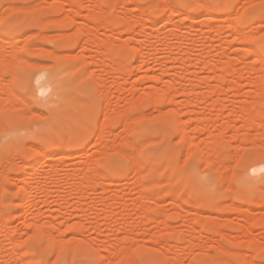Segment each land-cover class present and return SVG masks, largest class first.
<instances>
[{"label":"rangeland","instance_id":"374dc122","mask_svg":"<svg viewBox=\"0 0 264 264\" xmlns=\"http://www.w3.org/2000/svg\"><path fill=\"white\" fill-rule=\"evenodd\" d=\"M168 1L0 0V264H264V0Z\"/></svg>","mask_w":264,"mask_h":264},{"label":"bare ground","instance_id":"6f19581e","mask_svg":"<svg viewBox=\"0 0 264 264\" xmlns=\"http://www.w3.org/2000/svg\"><path fill=\"white\" fill-rule=\"evenodd\" d=\"M67 1H68V0H67ZM74 1H76V0H74ZM196 1H197V0H196ZM134 2H135V1H134ZM164 2H165V1H164ZM167 2H168V5H169V6L167 5ZM167 2H166V4H164L163 6L166 7L165 5H167L168 7H170L169 10H171V5H172V4L170 5V2H169L168 0H167ZM198 2H199V1H198ZM204 2H205V1H204ZM204 2L202 1L201 3H204ZM220 2H221V0H220ZM224 2H225V0H224ZM69 3H70V2H69ZM205 3H206V2H205ZM221 3H223V0H222ZM73 5H74V4H73ZM159 5H160V4H159ZM161 5H162V4H161ZM161 5H160V6H161ZM199 5H200V4H199ZM203 5L205 6V4H203ZM156 6L158 7L157 4H156ZM163 6H162V7H163ZM208 6H209V5H208ZM221 6H222V5H221ZM205 7H207V5H206ZM205 7H204V8H205ZM230 7H231V6H230ZM76 8H77V7H76ZM152 8H153V7H152ZM212 8H213V7H212ZM149 9H150V8H149ZM172 9H173V8H172ZM207 9H208V8H207ZM207 9H205V10H207ZM169 10H168V11H169ZM175 10H176V9H174V11H175ZM177 10H178V9H177ZM223 10H224V9H223ZM168 11H167V13H168ZM174 11H173V12L170 11L171 14L173 13V14H172L173 16H174ZM170 13H168V14H170ZM175 13H176V11H175ZM179 13L183 14L181 11H179ZM179 13H176V14H179ZM205 13H206V12H204V14H205ZM208 13H209V12H208ZM208 13L205 14V15L207 16V17H205L206 19H207L208 16L210 15V14L208 15ZM171 14H170V15H171ZM172 15L170 16V21L173 20V19L171 18ZM185 15H187L186 12L184 13V16H185ZM205 15H204V16H205ZM188 16H190V15H187L186 17H188ZM224 16H225V19L222 18V17L220 18L219 16H218V17L216 16V17H217L218 19L220 18V19H222V20H226L227 17H226V15H224ZM228 16H230V15H228ZM193 17H195V16H193ZM193 17H190V18L188 17V18L191 20V18H193ZM197 17H198V16H197ZM197 17H196V18H197ZM211 17H213V15H212V16H209V19L207 20L208 22H207V23H202V25H203V24H204V25L206 24L205 27H206V26L209 27L210 24H211L210 21L213 20V18H211ZM148 18H149V16L147 17V19H148ZM166 18H167V17H166ZM166 18H165V19H166ZM198 18H199V17H198ZM200 18H201V15H200ZM203 18H204V17H202V19H203ZM214 18H215V17H214ZM230 18H231V16H230L229 18H227V20L230 19ZM233 18L236 19L237 16H236V17H233ZM233 18H232V19H233ZM165 19H163V21H165ZM167 19H168V18H167ZM171 19H172V20H171ZM193 19H195V18H193ZM206 19H205V20H206ZM215 19H216V18H215ZM218 19H217V20H218ZM220 19H219V20H220ZM106 20H107V19H106ZM121 20H122V19H121ZM149 20H152V19L149 18ZM149 20H147V21L149 22ZM209 20H210V21H209ZM107 21H108V20H107ZM118 21H119V20H118ZM122 21H123V20H122ZM124 21H125V22H123V31H125V33H126V31H129V33H130V32L132 31V30H131L132 27L129 26L127 20L124 19ZM142 21H143V22H146L145 17L143 18ZM168 21H169V19L166 20L165 23H168ZM108 22H109V21H108ZM108 22H107V23H108ZM143 22H141V23H143ZM152 22H153V21H152ZM152 22H151V23H152ZM190 22L193 23L192 20H191ZM229 22H230V21H229ZM231 22H232V20H231ZM239 22H241V21H239ZM130 23H131V22H130ZM208 23H209V26H208ZM212 24H213V21H212ZM212 24H211V26H210V29H212L213 27H214L213 29H215V27H217V25L214 26V25H212ZM217 24H218V23H217ZM230 24H231V23H230ZM232 24H233L232 27H231L230 25L227 26V27H231V28H233V26H234V28H235L236 25H234V21L232 22ZM143 25H145V26H149V24H148L147 22H146V23H143ZM143 25H142V27L144 28L145 26H143ZM150 25H151V24H150ZM196 25H197V24H196ZM131 26H133V24H131ZM191 26H192V25H191ZM191 26H190V27H191ZM194 26H195V23H194ZM194 26H192V27H194ZM192 27H191V28H192ZM207 27H206V28H207ZM129 28H131V29H129ZM234 28L232 29L233 31L235 30L234 32L231 30V31H232V36L235 37V38L238 36V37H239V41H240V38H242L243 34H242L241 30L234 29ZM207 29H208V28H207ZM212 31H213V30H212ZM216 31H219V30H216ZM242 31H245V30H242ZM88 32H89V31H88ZM220 32H221V30H220ZM214 33H215V32H214ZM88 35H91V34H90V33L87 34V38H88ZM178 35H179V34H178ZM246 35H247L246 37H249L248 33H246ZM186 36H187V35H186ZM186 36H184V37H186ZM90 37H91V36H89V38H90ZM131 37H132V36H131ZM146 37H147V36H146ZM149 37H151V35H149ZM176 37H177V36H176ZM244 37H245V35L243 36V38H244ZM250 37H252V36H250ZM92 38H93V37H92ZM108 38H109V37H108ZM108 38H101V39H98V41H97V44H98L99 46H101V48L103 47V48H102V49H103L102 51H103V53L105 54V56L103 55V58L105 57V58L107 59V60L105 61V63H106L107 61H110V62L112 63V65H113V62H114V63H115L114 65H115L116 68H117L116 70H118V72H120V73L123 72V73H122L123 75H124V74L127 75L126 72H129V71L126 70V72H125V68H127L128 66H127V64H125V62H124V64H123L122 61H124V59H121V58H120L121 60L118 61L119 59H117V57H115V58H116V59H115V58H113V57L111 56V54H110V50H111L112 45L114 46V48H115V47L117 48V49L115 48V49H116L115 52H118V54H121L122 49H123V48H122V47H123L122 44H119L118 41H117V43H118V44H117V43L115 42L116 40H115V41L113 40V41H114V42H113L111 38H109V39H108ZM132 38H133V37H132ZM153 38H154V39H152V38L149 39V38H148L147 41L151 40V41L154 42V40H155L156 38L159 39V36L156 35V36L153 37ZM186 38H187V37H186ZM186 38H185V39H186ZM243 38H242V39H243ZM115 39H116V38H115ZM183 39H184V38H183ZM135 40H137V39H135ZM159 40H160V39H159ZM179 40H180V39H179ZM179 40H178V41H179ZM243 40L246 41V38H244ZM243 40H241V43H240V44H243V43H242ZM247 40H248V38H247ZM156 41H157V40H156ZM153 42H152V43H153ZM182 42H183V41H182ZM192 42H194V41H192ZM246 42H247V41H246ZM114 43H115V44H114ZM152 43H151V45H154V44H152ZM154 43H155V42H154ZM162 43H164V42L162 41ZM165 43H166V42H165ZM165 43H164V44H165ZM167 43H168V42H167ZM167 43H166V44H167ZM148 44H150V43H146V45H148ZM123 45H124V44H123ZM142 45H143V44H142ZM124 46H125V45H124ZM244 46H246V48H244ZM244 46H243L242 50H243V49L247 50V46H248V45H245V44H244ZM141 47H142V46H141ZM148 47H149V46H148ZM191 47H192V46H191ZM195 47H196V46H195ZM249 47H250V46H248V49H249ZM13 48H14V47H13ZM18 48H20V47H18ZM112 48H113V47H112ZM114 48H113V49H114ZM245 50H244V51H245ZM249 50H250V49H249ZM251 50H252L253 52H255V51H254L255 49H253L252 47H251ZM251 50H250V51H251ZM14 51H15V50H13V52H14ZM128 51H129V50H128ZM250 51H249V52H246V53H250ZM111 52H112V51H111ZM14 54H15V53H14ZM109 54H110V55H109ZM114 54H116V53H114ZM125 54H126V53H125ZM221 54H222V56L224 55L223 52H222ZM254 54H255V55H253L254 57L257 56V57H256L257 59L255 58V60H261V64H262V63H263V61H262L263 59H262L260 56H258V55L256 54V52H255ZM116 55H117V54H116ZM107 57H108V58H107ZM109 57H110L111 60L109 59ZM111 57H112V58H111ZM259 57H260L261 59H260ZM105 58H104L103 60H105ZM176 58H177V57H176ZM20 59H21V58H20ZM125 59H126V55H125ZM220 59H222V58L220 57ZM17 60H19V59H17ZM103 60H101V62H102ZM112 60H113V61H112ZM115 61H116V62H115ZM117 61H118V62H117ZM175 61H176V59H175ZM101 62H99V63H101ZM177 62H178V61H177ZM177 62H176V63H177ZM222 62H225V60H224V61L222 60ZM226 62H228V61H226ZM226 62H225V63H226ZM116 63H117V64H116ZM232 64H233V63H232ZM79 65H80V64H79ZM79 65H78V66H79ZM101 65H102V63H101ZM262 65H264V64H262ZM222 66H223V65H222ZM224 66H225V65H224ZM229 66H230V65H229ZM232 67H233V66H232ZM246 67L249 68L248 66H246ZM76 68H77V67H76ZM166 68H167V67H166ZM222 68L224 69L225 67H222ZM211 69H212V67H211ZM253 69H254V68H253ZM248 70H249V71H250V70L252 71V65H251L250 69H248ZM121 71H122V72H121ZM165 71L167 72V70H165ZM165 71H164V73H165ZM226 71H228L227 67H226ZM226 71H225V72H226ZM232 71H233V70H232ZM256 71H257V70H256ZM262 71H263V70H262ZM262 71H261V74H259V75H261V76L264 74V72H263V74H262ZM60 72H61V69H59L56 73H54V74H52V75L50 76V81H51L54 85H57V84L59 83L58 75L60 74ZM228 72H230V71H228ZM129 73H130V72H129ZM129 73H128V74H129ZM226 73H227V72H226ZM226 73H225V74H226ZM230 73H231V72H230ZM258 73H259V72H258ZM228 74H229V73H228ZM39 75H40V74H39ZM124 76H125V75H124ZM124 76H123V77H124ZM215 76H216V75H214V77H215ZM218 76H219V75H217V77H215V78L218 79L221 75H220L219 77H218ZM146 77H147V75H146ZM223 77H224V76H223ZM262 77H263V78H262ZM262 77H261V78H262V80L264 81V75H263ZM215 78H214V79H215ZM221 78H222V77H221ZM259 78H260V77H259ZM261 78H260V79H261ZM220 80H222V79H220ZM220 80H219V81H220ZM160 81H162V83H167V84H169L168 82L163 81V80H161V79H160ZM235 83H236V82L232 81V82L230 83V84H231V87L235 86ZM167 84H166V85H167ZM261 84H262V83H261ZM169 85H170V84H169ZM258 85H260V84H258ZM48 86H49V85H48ZM172 86L175 87V85H172ZM172 86H171V88H172ZM259 87H260V90H261V91L263 90V92H264V88L261 89V88H262V85L258 86V88H259ZM263 87H264V86H263ZM169 88H170V86H169ZM175 88H176V87H175ZM177 88H178V87H177ZM177 88H176V89H177ZM172 90H175V89L172 88ZM177 90H178V89H177ZM260 90H259V91H260ZM155 91H156V90H152V91H149V92H154V93H155ZM185 91L188 92V93L190 92V90L188 91L187 89H186ZM42 92H43V91H42ZM175 92H176V94H177L176 96H181L183 90L179 92V93H181V95H179V93H177L176 90H175ZM192 92L195 93L194 91H192ZM154 93H153V94H154ZM172 93H174V91H173ZM183 93L186 94L185 92H183ZM190 93H191V92H190ZM261 93H262V92H260V95H261V97H262L263 95H262ZM155 94H157V95H155V97H156V96H157V97L159 96V99L162 98V97H160V94L158 95V91H157ZM163 94H164V93H163ZM143 95H144V94H143ZM161 95H162V93H161ZM173 95H174V94H173ZM186 95H187V94H186ZM188 95H189V94H188ZM176 96H175V99H174V100L178 101V100L176 99V98H177ZM142 97H143V96H142ZM257 97H258V96H257ZM263 98H264V97H262L261 100H263ZM171 99H172V98H171ZM258 99H259V98H258ZM172 100H173V99H172ZM180 101L183 102L184 100H180ZM190 101H191V100H190ZM51 102H52V100H51ZM258 102H261V101L259 100ZM263 102H264V101H263ZM47 103H48V101H47ZM189 103H190V102H189ZM45 104H46V103H45ZM193 104H194V102H193ZM189 105L192 106V103L189 104ZM217 105H218V103L216 104V106H217ZM263 105H264V104H263ZM241 106H244V105H241ZM257 106H258V105H257ZM257 106H256V107H257ZM217 107H218V106H217ZM238 107H239V105H238ZM259 107H260V106H259ZM247 109H249V108L247 107ZM247 109H246V106H245V107H243V108L241 109L242 111L239 110V109H238V110L241 111V112L243 113V111H245V110L248 111ZM171 110H172V109H171ZM121 111H122V110H121ZM191 111H194V110H191ZM234 111L236 112L237 110H234ZM239 111H238V112H239ZM256 111H257V110H256ZM178 112H179V111H177V113H178ZM198 112H199V111H198ZM198 112H196V114H195V117H196L195 119H198V118L200 119V118H201V117L199 116L201 113L199 114ZM241 112H240V113H241ZM249 112H250V111H249ZM236 113H237V112H236ZM245 113H246V112H244V113L242 114V115H243V118H245V116H247ZM247 113H248V112H247ZM259 113H260V112H259ZM178 114H179V113H178ZM256 114H257V113H256ZM260 114H261V113H260ZM238 115H240V114H238ZM248 115H249V113H248ZM250 115H251V114H250ZM249 117H250V116H249ZM193 119H194V118H193ZM191 120H192V119H191ZM211 120H212V119H211ZM212 122H213V121H212ZM208 123H209V120H208ZM210 123H211V122H210ZM137 124H138V123H137ZM139 124H140V123H139ZM139 124H138V125H139ZM211 124H213V123H211ZM104 126H105V124H104ZM105 127H106V126H105ZM105 127H102V130H104V132L106 133V134L103 133L104 135L101 136L102 139H103V138H104V139L107 138V132H108V131H106V128H105ZM135 129L138 131V129H140V128H135ZM191 131H192V132H191ZM191 131H190L189 134H188V135H189V136H188V141H189V143L193 141V140H192V139H193V135H192V133H193V129H191ZM237 133H238V131H237ZM105 135H106V136H105ZM218 138H219V137H218ZM102 139H101V140H102ZM104 139H103V141H104L103 143H102V141H101L102 144L106 143ZM136 139H137V138H136ZM139 139H140V138H139ZM139 139H138V140H139ZM216 139H217V136H216ZM216 139L214 138V139H213V142H216V141H217ZM45 140H46V139H45ZM141 140H142V139H141ZM214 140H216V141H214ZM121 141H123V140H121ZM124 141H125V140H124ZM220 141H221V140H220ZM66 142H68V140H67ZM66 142H65V143H66ZM125 142H126V141H125ZM128 142H130L131 144H135V143H132L131 141H128ZM136 142L138 143L139 141H136ZM218 142H219V141H218ZM122 143H123V142H122ZM139 143H140V142H139ZM139 143H138V144H139ZM66 144H67V143H66ZM120 144H121V143H119V145H120ZM143 144H144V143H143ZM105 145H106V144H104L103 147H104ZM108 145H109V143H108ZM119 145H118V146H119ZM221 145H222V144H221ZM106 146H107V145H106ZM115 147L117 148V146H115ZM187 147H188V146H187ZM105 148H106V147H105ZM108 148H109V147H108ZM134 148H135V147H134ZM113 149H114V148H113ZM205 149H206V148H205ZM208 149H209V148H208ZM107 150H108V149H107ZM114 150H115V149H114ZM136 150H137V149H136ZM138 150H139V149H138ZM206 150H207V149H206ZM210 150H212V151L210 152ZM117 151H118V148H117ZM119 151H120V150H119ZM122 151H123V150H122ZM207 151H208L209 154H211V155H212V154L214 155L215 152H216V151L214 152L213 149H209V150H207ZM207 151H206V152H207ZM124 152H125V153H124V157H125L126 151H124ZM190 152H191V150H190ZM200 152L205 153L204 150H203V151H200ZM212 152H213V153H212ZM120 153L123 154L122 152H120ZM135 153H136V151H135ZM135 153H134V157H133V158L137 159V156H139V155H137L138 152H137L136 154H135ZM191 154H192V152H191ZM132 155H133V154H132ZM135 155H136V156H135ZM204 155H206V154H204ZM211 155H210V156H211ZM98 158H99V157H98ZM96 159H97V158H96ZM144 159H145V157H144ZM97 160H98V159H97ZM41 161H42V160H41ZM138 161H140V160L138 159V160L135 161V162H136V163H135V170H139V172H141V171H140V168H139V166H141V164H140V162L138 163ZM150 161H151V160H150ZM172 161H173V160H172ZM81 162H82V161H81ZM100 162H101V159H100ZM38 163H39V162H38ZM38 163H37V164H38ZM84 163H85V162H84ZM151 163H152V161H151ZM26 164H27V163H26ZM41 164H42V163H41ZM41 164H40V165H41ZM79 164H80V163H79ZM90 164H91V162H90ZM92 164H94V162H92ZM138 164H140V165H138ZM82 165H84V164H81V167H83ZM154 165H156V164L154 163ZM255 165H256V166H258V165L261 166V165H264V163L255 164ZM32 166H34V165L27 164V165H25V168H23V169H25V173H27L29 176H30V174H33V173H34V172L31 173V171H32L33 169L30 171V169H31ZM35 166H36V165H35ZM35 166H34V168H35ZM41 166H42V165H41ZM76 166H79V165L77 164ZM91 166H92V165H91ZM91 166H89V164L87 163V165H86L87 169H86V170H88L89 167L91 168ZM137 166H138V167H137ZM36 167H37V166H36ZM86 167H85V168H86ZM261 167H262V166H261ZM32 168H33V167H32ZM92 168H93V167H92ZM92 168H91V169H92ZM95 168H96V167H95ZM95 168H94V169H95ZM137 168H139V169H137ZM156 168H159V167H157V165H156ZM162 168H163V167H162ZM255 168H256V167H255ZM76 169H77V168H76ZM78 169H80V166H79ZM94 169H93V170H94ZM257 169H258V168H257ZM107 170H108V169H107ZM253 170H254V169H253ZM76 171H77V170H76ZM78 171H81V170H78ZM84 171H85V169H84ZM255 171H256V170H255ZM45 172H46V171H45ZM45 172H44V171H41L40 173H42V175H43ZM81 172H82V171H81ZM81 172H80V173H81ZM86 172H87V171H86ZM89 172L91 173L92 171H89ZM93 172H94V171H93ZM93 172H92V174H90V173L87 174V176L89 175L90 178H89V177L86 178V179H88V181H89L88 184L90 183V185H94V184H91V182H90V181L93 180L92 178H93V175L95 174V173H93ZM95 172H97L96 169H95ZM139 172H138V173H139ZM47 173H48V172H47ZM45 174H46V173H45ZM28 175H27V176H28ZM33 175H34V174H33ZM79 175H80V174H79ZM84 175H86L85 172H84ZM141 175H142V174H141ZM141 175H140V176H141ZM77 176H78V175H77ZM80 176H81V175H80ZM82 176H83V175H82ZM91 176H92V177H91ZM140 176H139V177H140ZM42 177H43V176H42ZM45 177H46V176H45ZM83 177H85V176H83ZM141 177H142V176H141ZM141 177H140V179H141ZM105 178H107V175H106ZM136 178H137V177H136ZM84 179H85V178H84ZM89 179H91V180H89ZM138 179H139V178H137V180H136L135 182H136L138 185L141 186V184H140L141 182H140V180L138 181ZM41 180H42V179H41ZM38 181H39V180H38ZM84 181H85V180H84ZM84 181H83V182H84ZM137 181H138V182H137ZM78 183H80V182H78ZM81 183H82V181H81ZM152 183H153V182H151V184H152ZM37 184H38V183H37ZM83 184H87V180H86V183H83ZM142 184H143V183H142ZM145 184H146V185H150V184L144 183V186H146ZM24 185L26 186L27 184L24 183ZM24 185H22V186L25 188ZM34 185H35V184H34ZM34 185H29V186H32V191L34 190V192L36 193L37 188H36V189H35V188L33 189V187H35ZM29 186H26V187L29 188ZM36 187H37V185H36ZM30 188H31V187H30ZM30 188H29V189H30ZM39 188H40V187H39ZM78 188H80V187H78ZM39 190H41V189H39ZM82 190H83V189H82ZM77 191H78V190H76V192H77ZM80 191H81V190H80ZM83 191H84V190H83ZM40 192H41V191H40ZM79 193H80V192H79ZM27 194H28V190H25V193L22 195V198H21V204L24 205V206H26V205H25V202L27 203V201H28V200H27V198H28V195H27ZM116 194H117V193H116ZM116 194H114V195H116ZM116 196H118V195H116ZM116 196H115V197H116ZM244 196H245V195H244ZM175 199H176V198H175ZM175 199H174V200H175ZM66 201H67V200H66ZM177 201H178V200H177ZM175 202H176V201H175ZM179 203H180V202H179ZM175 204H177V202H176ZM33 205H34V204H33ZM139 205H140V204H138L137 206H139ZM139 207H140V206H139ZM136 209H137V208H136ZM23 211H24V210H23ZM48 215H49V214H48ZM26 217H27V216H26ZM26 217H25V218H26ZM64 217H66V216H64ZM30 218H31V217H30ZM35 219L37 220V217H36V216H35ZM65 219H66V218H65ZM27 220H28V219H27ZM32 220H34V219H32ZM28 222H29V221H28ZM47 222H49V220H47ZM47 222H46V223H47ZM34 223H36V221H34ZM37 223H38V222H37ZM37 223H36L35 225H37ZM40 223H42V222H40ZM40 223H38V224H40ZM43 223H44V222H43ZM73 223H75V222H73ZM71 224H72V223H71ZM73 225H74V224H73ZM73 225H72L71 228L77 227V226H73ZM75 225H76V224H75ZM216 225H217V224H216ZM38 226H39V225H38ZM70 226H71V225H70ZM44 229H45V230H44ZM46 229H47V228H43V226H42V229H41V230H43V231L46 233ZM69 229H70V228H69ZM74 229H75V228H74ZM78 229H79V228H78ZM71 230H72V229H71ZM74 231H75V230H74ZM77 231H78V230H77ZM46 234H47V233H46ZM7 235H8V234H7ZM31 235H34V233H32ZM47 235H48V234H47ZM102 235H103V234H102ZM73 237L75 238V236H73ZM59 238H60V237H59ZM61 238H62V237H61ZM63 239H64V238H63ZM58 240H59V239H58ZM67 240H68V239H67ZM38 241H39V240H38ZM60 241H61V240H60ZM73 244H75V243H73ZM45 245H46V244H45ZM13 248H14V247H13ZM49 248H50V247H49ZM56 248H58V247L56 246ZM72 248H73V247H72ZM72 248H71V250H72ZM61 249H62V248H61ZM73 249H74V248H73ZM89 250H90V248H89ZM15 251H16V250H15ZM63 251H64V249H63ZM12 252H13V251H12ZM57 252H58V251H57ZM59 252H60V250H59ZM64 253H65V252H64ZM89 253H90V251H89ZM56 254H58V253H56ZM17 255H18V254H17ZM93 255H94V254H93ZM69 256H70V255H69Z\"/></svg>","mask_w":264,"mask_h":264},{"label":"snow or ice","instance_id":"6c2138e0","mask_svg":"<svg viewBox=\"0 0 264 264\" xmlns=\"http://www.w3.org/2000/svg\"><path fill=\"white\" fill-rule=\"evenodd\" d=\"M261 171H264V168H261Z\"/></svg>","mask_w":264,"mask_h":264}]
</instances>
